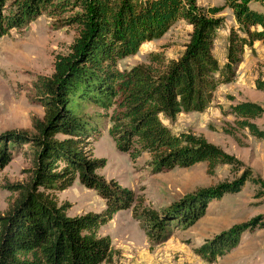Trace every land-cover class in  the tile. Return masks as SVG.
Here are the masks:
<instances>
[{"label":"trees","instance_id":"trees-1","mask_svg":"<svg viewBox=\"0 0 264 264\" xmlns=\"http://www.w3.org/2000/svg\"><path fill=\"white\" fill-rule=\"evenodd\" d=\"M224 8L231 11L236 29L228 32L225 61L218 68L212 45L221 18L214 16ZM65 9L78 11L58 26L75 25L77 36L66 54L54 56L52 73L35 79L33 99L43 110L41 119L32 120L31 134L0 133V170L22 146L30 149L32 163L25 182L7 187L15 197L0 214V264L105 263L110 239L97 230L116 212L130 209L146 236L160 243L171 227L191 225L209 202L239 192L252 179L248 173L199 191L184 207L174 204L156 211L142 206L143 196L97 175L104 160L91 157L89 147L106 130L116 150L130 160L147 153L153 174L198 162L207 164L208 173L218 164H237L203 137L175 135L169 125L179 113L202 112L217 85L232 81L243 48L264 43L262 0H224L209 6H199L196 0H0V38L44 11ZM177 20L192 31L180 55L160 72L143 65L117 68L118 61L160 38ZM228 113L250 135L264 137L248 122L264 114V107L244 101L230 106ZM75 179L104 201L102 211L66 215L67 204L58 205L54 193ZM246 229L237 225L224 230L194 252L213 262L233 251Z\"/></svg>","mask_w":264,"mask_h":264},{"label":"rangeland","instance_id":"rangeland-1","mask_svg":"<svg viewBox=\"0 0 264 264\" xmlns=\"http://www.w3.org/2000/svg\"><path fill=\"white\" fill-rule=\"evenodd\" d=\"M224 0H196L199 6L222 4ZM264 2V0H262ZM251 6H255L251 4ZM78 9H65L50 14L42 12L36 19L11 29L0 38V133L19 131L32 133L31 122L41 119L42 108L34 101L33 84L37 76H49L56 54L67 53L77 36L75 25L59 27L58 23ZM214 17L221 18L212 45V56L218 68L225 61L227 35L236 29L231 11L224 8ZM192 28L185 21H175L158 39L143 43L134 56L117 62L119 70L143 65L160 72L168 60H175L188 42ZM254 102L264 107V43L244 47L231 82L219 84L209 105L202 112L179 113L169 129L175 135L189 133L203 137L208 143L233 157L238 163L215 165L210 173L207 164L198 162L187 168H174L153 174L150 156L141 154L130 160L116 150L105 130L91 143L89 154L104 160L96 170L104 180L143 196L142 206L161 211L172 205H188L189 198L201 190L231 182L250 174L240 191L224 194L209 202L202 217L189 226L169 227V236L160 243L149 239L130 214V209L116 212L97 230V235L110 239L109 259L101 264H264V137L258 139L239 127L228 113L239 102ZM164 125L167 121L160 116ZM264 134V114L249 120ZM31 151L22 146L13 152L9 163L0 170V214L13 201L15 194L8 186L23 183L31 168ZM247 171V172H246ZM57 204H67L69 217L88 212L99 213L104 201L94 190L72 185L54 193ZM249 224V225H248ZM243 225L248 229L240 236L238 246L230 253L206 262L194 250L218 233Z\"/></svg>","mask_w":264,"mask_h":264}]
</instances>
